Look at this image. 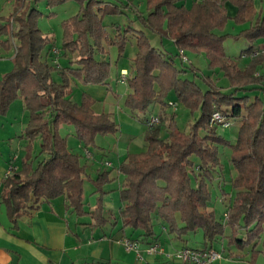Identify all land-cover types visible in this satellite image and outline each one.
<instances>
[{
	"label": "trees",
	"instance_id": "1",
	"mask_svg": "<svg viewBox=\"0 0 264 264\" xmlns=\"http://www.w3.org/2000/svg\"><path fill=\"white\" fill-rule=\"evenodd\" d=\"M64 1L67 0L48 3ZM77 1L79 12L62 22L58 55L69 57L70 65L66 67L53 63L51 38L37 24L31 4L15 0L17 7L4 17V24L0 23V36H8L3 41L6 49L16 47L13 68L0 79V116L17 98L24 101L28 116L24 130V137L29 139L26 158L20 170L3 179L0 193L13 226L17 228L19 218L30 214L40 202L61 196L66 197L67 208L78 215L88 213L98 222H106L101 198L106 184L112 181V170H100L96 178H91L80 155L60 134V127L73 125L86 149L98 134L118 131L110 113L94 110L95 99L90 94L83 93L80 102L72 99L70 77L85 84L108 85L111 62L99 55L107 53V46H115L122 57L129 37L134 36L138 49L126 78L130 91L125 103L136 111L158 104L161 122L148 128L147 149L129 152L118 168L123 175V206L119 211L123 227L137 231L142 241L153 243L158 238L155 226L161 224L184 246L187 234L201 231L202 247L223 244L226 228L230 227V244L240 250L250 247L254 258L260 252V243L264 252V51L252 43L264 38V11H257L254 0H201L189 7L185 0H148L147 14L128 1L122 6L110 0ZM227 1L238 8L236 23H249L238 33L224 32L231 19ZM128 8L135 13V20H130L124 29L117 27L116 34L110 36L104 18L122 15ZM148 31L160 38L162 48L153 44ZM229 36L251 41L242 52L252 55L244 68L224 51ZM168 40L178 51L204 52L210 68L223 71L231 88L225 90L209 76H200L191 62L184 63L180 58L178 66L179 52L165 49ZM54 71L63 75L62 82L55 80ZM188 71L201 77L206 88L184 77ZM171 92L193 115L199 112L188 132L179 129L174 114L166 112ZM217 110L233 120L240 119L234 143L210 124ZM166 121L169 130L162 136ZM38 138L40 150L34 155ZM220 145L230 147V161L236 170L231 182L235 196L228 204L224 221L209 208L212 193L208 183L222 169ZM89 178L100 193V202L92 212L84 210L85 182Z\"/></svg>",
	"mask_w": 264,
	"mask_h": 264
},
{
	"label": "rangeland",
	"instance_id": "2",
	"mask_svg": "<svg viewBox=\"0 0 264 264\" xmlns=\"http://www.w3.org/2000/svg\"><path fill=\"white\" fill-rule=\"evenodd\" d=\"M15 1V0H14ZM26 5H32L35 8V19L37 24L42 29L44 33H50V35L55 36V39L52 38L51 45L57 46L61 50L62 43V22L77 14L80 10V4L77 0H67L62 3H52L49 4V0H24ZM87 1V0H86ZM113 3H118L120 6L126 3L127 1L136 7L139 11L147 14L148 13V0H110ZM4 0H0V9L2 8ZM230 2V1H227ZM231 3V2H230ZM15 4V2H14ZM233 4V3H232ZM234 5V4H233ZM235 6V5H234ZM15 6L13 8L10 4L5 3V7L0 12V23L6 21L4 17H8L13 13ZM228 12V11H227ZM237 14V13H236ZM235 15H230V20L224 32L227 33H238L241 31V27L234 20ZM136 15L132 9H126L125 13L122 15H109L104 18V23L107 26V30L110 36L116 34L117 27L126 28L130 20H135ZM12 28L15 27V21H11ZM249 26V23H247ZM148 36L152 39L154 45L161 47L160 38L151 32H147ZM5 34L0 36V39L4 38ZM11 44H14V39L10 36ZM165 49L175 52L177 48L168 40L165 42ZM171 44V45H170ZM15 46V45H14ZM14 46L12 45L11 50L14 53ZM248 46V39L244 37H234L229 36L224 42V51L225 53L233 58L237 63L243 62L241 53ZM163 47V46H162ZM161 47V48H162ZM261 47V46H260ZM136 38L134 36L129 37V41L126 46L125 54L122 57H119L118 49L115 46H107V53L105 55H99L100 59H108L111 62V71L110 77L108 79V85H98V84H85L77 77H70L71 89H72V98L76 102H80L83 93L90 94L95 99L94 109L96 112H108L114 118L118 124V131L116 133L110 134H98L95 137L94 144H91L89 149L93 151L96 155L104 157V159H109L113 162V166L104 167L102 170L108 169L112 170L111 174H116L115 180L113 182L114 186L118 182H122L123 175L119 173L116 169L119 168L121 163L124 161L122 158H119L120 149H128L129 152L139 153L147 149L146 147V134L148 132V125L144 123L145 119L149 118L152 113L159 115L160 106L158 104L151 105L146 111H136L129 108L125 101L126 96L129 93L130 89L127 83L118 82L119 77L121 76L120 65H127L129 71H131L132 59L135 57L137 51ZM178 51V50H177ZM46 52V51H45ZM189 59L194 66L198 68L200 76H209L214 82L219 86H222L225 90L231 88L230 80L226 77L220 69H211L209 66V60L204 52L194 53L191 51H186ZM59 54V53H58ZM57 55V54H56ZM1 60V59H0ZM4 59L3 61H5ZM247 60V59H246ZM12 61V60H11ZM178 66L180 65V57L176 59ZM49 62L51 63L49 58ZM60 63L62 66H69L70 60L69 57L60 55ZM13 64V62H12ZM56 66H60L58 63H54ZM13 68V65L10 67V70ZM53 76L57 82H62L64 77L58 71H54ZM184 77L195 79L203 88H206L205 82L199 76H195L192 72L188 71L183 75ZM21 98H17L12 103L11 114L13 116L16 110V105L21 102ZM167 102H176V110L172 106L167 107V114L169 116L175 115V121L179 129L188 132L191 125L195 122L196 118L199 116V112H196L194 115L186 108L183 104L178 102L175 92H171L167 98ZM14 108V109H13ZM231 119V118H230ZM233 121L232 126L222 127L217 126L218 133L234 143L237 140L238 128L241 123L240 119H231ZM168 122L164 123V128L162 129V136H166L168 133ZM60 134L67 138V143L69 148L80 155L81 161L83 164H86L84 157L85 145L84 142L77 137L75 134V128L73 125L64 124L60 127ZM38 148L37 152L40 150V139H36L34 147ZM231 150L230 147L220 145L219 146V160L222 166V169L219 173L215 175V178L212 182L208 183L209 189L212 193V198L209 204V208L215 211L217 219L224 221L225 212L227 211L228 204L234 199L235 190L231 186V182L236 175V170L233 164L230 161ZM96 159V158H95ZM197 161V159H196ZM87 167V165H86ZM87 172L91 173L92 177L96 178L98 172L95 171V166L88 168ZM113 180V179H112ZM112 182V181H111ZM109 182V183H111ZM107 183L106 185H108ZM91 184H94L93 181L89 178L86 180V189L90 191ZM106 187V186H105ZM224 191V193H222ZM232 199V200H231ZM231 202V203H232ZM161 224H156L155 230H160ZM230 227L226 228V237L223 244L215 243V246L218 248H224L223 257L220 258L215 264H264V252L262 244H259L258 249L260 252L254 258L252 257V252L250 247H247L243 250L238 249L236 246L229 243L231 236ZM167 233H169L166 230ZM170 234V233H169ZM185 243L187 246L200 248L204 244V237L201 231L190 232L185 236ZM168 241L166 235H163V241Z\"/></svg>",
	"mask_w": 264,
	"mask_h": 264
},
{
	"label": "crops",
	"instance_id": "3",
	"mask_svg": "<svg viewBox=\"0 0 264 264\" xmlns=\"http://www.w3.org/2000/svg\"><path fill=\"white\" fill-rule=\"evenodd\" d=\"M194 1L201 0H185L184 2L189 7ZM14 2V0H4L0 12L5 7V3L10 4L13 8ZM254 2L258 12L264 11V0H254ZM225 6L228 14L235 15L237 13L238 8L232 3L226 2ZM0 14L2 15V13ZM239 26L242 30L247 27V23ZM48 34L53 41L52 38L55 39V36ZM7 38L8 36L5 35L4 38L0 39V79L10 71L15 54L11 48L6 49V44L3 41ZM252 43L260 47L264 45V38L256 39ZM250 45L251 41L248 40L247 48ZM54 47L57 46H52V48ZM241 57L245 58H243V62L238 64L244 68L250 62L252 55L241 53ZM53 58H57L56 60L62 66L59 55H54ZM4 59L6 60L3 61ZM120 70L121 73L122 71L128 73L129 67L120 65ZM118 82L122 84L126 82L122 81V74ZM12 104L8 112L0 116V193L3 179L10 172L22 168L29 142V139L24 137V130L28 122L24 101L14 104L17 108L13 112L14 115L9 116ZM37 150L35 145L34 155L38 153ZM88 150L90 156L84 153L88 168L95 166V171L99 172L104 167L113 166L111 160L104 159L90 149ZM128 153V149H120L119 158L124 160ZM89 175L94 178L91 173ZM115 176L116 174H111L113 180L106 185V193L101 198L106 222H98L88 213L78 215L72 208H67V199L65 196H61L49 202H40L30 214L19 218L18 227L15 228L0 195V264H182L170 259L165 253L148 254L146 247L150 243L142 241V237H139L137 231L123 227L119 215L123 206L120 198L122 182H118L114 186ZM90 189V191L86 189L85 182L84 210L86 212L95 210L100 202V193L96 191L95 185L91 184ZM163 235H166L168 241H163ZM156 236H158L157 241L160 242L166 252L172 253L184 246L183 242L167 233L164 226H161L160 230L157 229ZM125 237L140 241L141 255H138L134 250H126L123 244Z\"/></svg>",
	"mask_w": 264,
	"mask_h": 264
},
{
	"label": "built area",
	"instance_id": "4",
	"mask_svg": "<svg viewBox=\"0 0 264 264\" xmlns=\"http://www.w3.org/2000/svg\"><path fill=\"white\" fill-rule=\"evenodd\" d=\"M260 50L264 51V45L260 47ZM178 52L182 61L184 63L189 64L190 59L186 53V50L180 49ZM257 52L258 51H256V53ZM58 53H59V49L57 47L52 48L53 55L56 56V54L58 55ZM56 59L57 58H53V63H57ZM121 74H122V81L125 82L128 73L126 71H122ZM169 105L176 110L177 108L176 102H170ZM160 122H161L160 116L156 114H151V116L146 120V124L148 125V127L156 126ZM210 124L213 126H222L227 128L232 126L233 122L230 118H227V116L224 113L217 110L213 113L210 119ZM85 154L87 156H90V151L87 149L85 151ZM106 163L110 164L109 162ZM226 215L227 213L225 212V216ZM123 244L126 250L128 251L134 250L138 253V255H141L140 241L138 239L125 237L123 239ZM224 251H225L224 248H218V247L195 248L190 246H182L181 248L175 250L174 252L169 253L164 250L163 246L158 241L150 243L146 247V252L148 254L155 255L158 253H165V255L170 259L179 261L182 264H215L216 261H218L220 258L223 257Z\"/></svg>",
	"mask_w": 264,
	"mask_h": 264
},
{
	"label": "bare ground",
	"instance_id": "5",
	"mask_svg": "<svg viewBox=\"0 0 264 264\" xmlns=\"http://www.w3.org/2000/svg\"><path fill=\"white\" fill-rule=\"evenodd\" d=\"M226 115V114H225ZM227 116V115H226ZM227 118H229L228 116H227ZM233 122V121H232Z\"/></svg>",
	"mask_w": 264,
	"mask_h": 264
}]
</instances>
